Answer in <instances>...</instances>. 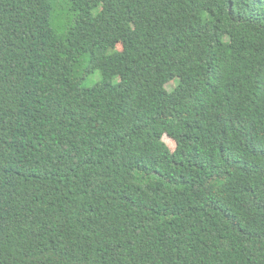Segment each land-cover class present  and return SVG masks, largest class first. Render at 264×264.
<instances>
[{
    "label": "trees",
    "instance_id": "16d2710c",
    "mask_svg": "<svg viewBox=\"0 0 264 264\" xmlns=\"http://www.w3.org/2000/svg\"><path fill=\"white\" fill-rule=\"evenodd\" d=\"M0 264H264V0H0Z\"/></svg>",
    "mask_w": 264,
    "mask_h": 264
},
{
    "label": "rangeland",
    "instance_id": "374dc122",
    "mask_svg": "<svg viewBox=\"0 0 264 264\" xmlns=\"http://www.w3.org/2000/svg\"><path fill=\"white\" fill-rule=\"evenodd\" d=\"M99 78H100V72L95 71V72L91 73V75L89 77L86 78V80L84 81V84L91 85V84L95 83L96 81H98ZM174 85H175V81H171L167 85V87H168V89H171L172 87H174ZM164 139L172 149L175 148V142L171 137H169L168 135H165Z\"/></svg>",
    "mask_w": 264,
    "mask_h": 264
}]
</instances>
